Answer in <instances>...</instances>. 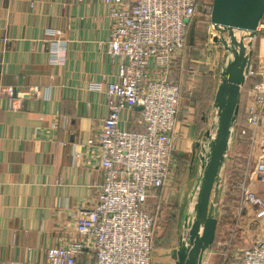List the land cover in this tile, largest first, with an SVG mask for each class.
<instances>
[{"label": "crops", "instance_id": "1", "mask_svg": "<svg viewBox=\"0 0 264 264\" xmlns=\"http://www.w3.org/2000/svg\"><path fill=\"white\" fill-rule=\"evenodd\" d=\"M111 24L103 0H0V264H47V250L77 238L75 218L98 196L102 162L87 142L108 115L106 82L120 71L107 49ZM196 50L169 73L181 94L175 154L191 163L220 83L209 54L200 62ZM119 128L144 131L138 108ZM240 157L231 144L226 173ZM253 188L264 196V185ZM167 200L166 187L149 201L156 220ZM161 251L154 264H166Z\"/></svg>", "mask_w": 264, "mask_h": 264}, {"label": "built area", "instance_id": "2", "mask_svg": "<svg viewBox=\"0 0 264 264\" xmlns=\"http://www.w3.org/2000/svg\"><path fill=\"white\" fill-rule=\"evenodd\" d=\"M103 2L109 6L112 21L107 49L118 60L120 71L116 81L106 82L108 115L87 145L98 151L104 181L95 202L75 218L77 238L50 247L47 264H154L158 225L149 201L169 187L178 165L176 128L181 94L169 73L186 52L191 25L197 23V11L204 2L210 41L216 34L210 22L213 0ZM251 51L246 84L252 82V87L246 121L240 127L237 123L231 141L233 145L236 136L251 145L238 184L240 195L227 204L235 224L226 230L227 241L219 246L222 251L210 248L207 252L218 255L220 264H264V196L253 188L255 182L264 185V18ZM5 91L13 97L12 88ZM136 108H142L144 131L120 129L122 114ZM231 167L222 172L225 178L222 176L218 207L221 199L227 203L231 193L230 184L227 186Z\"/></svg>", "mask_w": 264, "mask_h": 264}, {"label": "water", "instance_id": "3", "mask_svg": "<svg viewBox=\"0 0 264 264\" xmlns=\"http://www.w3.org/2000/svg\"><path fill=\"white\" fill-rule=\"evenodd\" d=\"M263 18L264 0H213L210 17L211 27L216 33L213 41L221 44L231 57L220 74L212 126L196 142L200 150V175L193 190L196 197L192 213L184 217L183 232L172 252L175 264H204L207 252L215 243L222 172L238 123L253 40ZM196 31L195 21L189 32L191 47L196 42Z\"/></svg>", "mask_w": 264, "mask_h": 264}, {"label": "rangeland", "instance_id": "4", "mask_svg": "<svg viewBox=\"0 0 264 264\" xmlns=\"http://www.w3.org/2000/svg\"><path fill=\"white\" fill-rule=\"evenodd\" d=\"M207 6L206 3L199 8L197 11V34H198V43L202 45L203 42H208V50L204 49L201 46H197L198 44L195 43V46L191 47L190 49L187 47L186 54L188 52H192V49H197L195 52L198 53L197 56L200 62H203V57L209 54V62L212 60L214 61L213 68L216 71V76L220 77L222 70L224 69L227 61L230 60L231 55L224 50L221 44L213 43L214 41H210V37L208 34V24H207V15H206ZM202 39V43H201ZM260 39V38H259ZM259 42L258 39H256ZM210 41V42H209ZM245 105V104H244ZM244 110H246V105L244 106ZM212 126V124H211ZM211 127L207 126V129L210 130ZM233 145L239 151L240 161L231 163V169L229 170V177L227 186L231 189V193L227 194L226 200L227 203L225 204V199H221V204L219 207L217 206L216 210V217L219 221L218 230H217V237L215 240L214 245L212 246L213 252H221L219 250V246L227 241L228 233L226 230L228 228H233L235 221H232L231 216V209L229 207L228 202L232 200H236L235 196L240 195V191L238 190V184L241 179L242 173L245 171L247 164H248V155L249 150L251 149L250 143L248 140L241 142L237 140L236 136L233 138ZM238 146H241V150ZM200 151L194 153L193 161L191 163V159H188L189 163L184 162L180 165L179 171L177 172V167L175 169V174L173 176L172 182L169 184L167 189L170 190V200L163 201L162 208L160 212H156L157 214V225H161L159 230H156L154 243L160 245V243L164 246L162 251L159 248H154V253L161 251V255L164 258L166 264H174V260L172 258L173 249L178 246L179 237L183 232V227L185 224L184 217L188 216L192 213V205L195 204L194 198L196 195H193V190L196 185L197 178L200 175V162L198 159ZM234 156V152L231 154ZM177 164H178V157ZM236 161V157L233 158ZM247 162V164H246ZM253 163L251 161L250 169H253ZM236 164V165H234ZM245 164V165H244ZM153 214V213H152ZM157 236V238H156ZM226 237V238H225ZM224 240V241H223ZM238 240V239H237ZM235 240V242L237 241ZM249 241V238H248ZM159 254V252H158ZM157 254V255H158ZM220 257L218 255H206L204 264H220Z\"/></svg>", "mask_w": 264, "mask_h": 264}, {"label": "trees", "instance_id": "5", "mask_svg": "<svg viewBox=\"0 0 264 264\" xmlns=\"http://www.w3.org/2000/svg\"><path fill=\"white\" fill-rule=\"evenodd\" d=\"M197 37L198 36H196V42H197ZM195 42V43H196ZM195 46V45H194ZM187 47L190 49L191 47H190V44H189V42H188V44H187ZM187 49V48H186ZM193 50V49H192ZM186 53V52H185ZM184 56V55H183ZM183 56H181V57H179L175 62H174V64H173V66H175V64L176 63H178L182 58H183ZM172 66V67H173ZM252 87V82H249V83H247L246 84V86H245V91H247V90H249L250 88ZM245 104V100L243 99L242 101H241V108H240V114H239V118H238V127H240L241 125H243V124H245V121H246V114H245V108H244V105ZM188 159L189 158H187V157H182V156H178V167L180 168V165H182L184 162H187V163H189V161H188ZM177 167V172L179 171V168ZM156 238H157V236H156ZM153 247H156V248H164V246L160 243V245H158V244H156V242L154 243V241H153Z\"/></svg>", "mask_w": 264, "mask_h": 264}]
</instances>
